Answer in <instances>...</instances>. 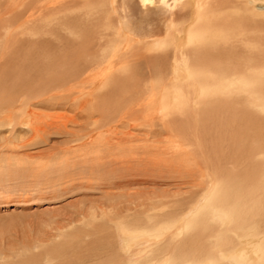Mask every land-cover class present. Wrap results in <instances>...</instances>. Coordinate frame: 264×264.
<instances>
[{
  "label": "bare ground",
  "instance_id": "bare-ground-1",
  "mask_svg": "<svg viewBox=\"0 0 264 264\" xmlns=\"http://www.w3.org/2000/svg\"><path fill=\"white\" fill-rule=\"evenodd\" d=\"M260 2L31 0L28 50L53 68L0 97V180L84 196L68 239L5 264H264Z\"/></svg>",
  "mask_w": 264,
  "mask_h": 264
},
{
  "label": "rangeland",
  "instance_id": "rangeland-1",
  "mask_svg": "<svg viewBox=\"0 0 264 264\" xmlns=\"http://www.w3.org/2000/svg\"><path fill=\"white\" fill-rule=\"evenodd\" d=\"M198 1L205 0H187V8L193 10V4H196ZM30 3L31 0H0V31H3V24V26L6 27V30L2 32L3 37L0 36V97H3L2 100H4L6 96L12 94L13 87L16 84H18L17 86L22 83L25 85L28 81L27 83H31V86H33V82L37 81L36 79L43 78V73H45V71L47 73V68L49 66L53 68V64L50 61L49 66L44 65L46 59L43 54H37V51H35L37 47L32 46L33 48L29 49L30 52L28 50L26 43V39L28 40V38L25 35V28L27 26L24 24L25 19L23 13ZM5 11L8 13L6 17L4 16ZM255 13H257L256 15L258 19L264 20V2L256 4L254 14ZM193 17L194 16H192L191 13L187 12V18ZM6 18H8L9 24L4 23ZM36 39L39 40V38L36 37L33 41ZM51 48H54V45H52ZM51 51L52 56H55L54 51L52 49ZM37 70H40V72ZM39 73L42 74L40 78H38ZM44 110L45 109H42L41 111ZM64 117L65 118L59 119L60 123H64L67 120L68 115H65ZM62 138L63 137L59 134H53L49 145H55L54 143L60 144L61 142L59 143V140L62 142L64 140ZM21 141H19V143L17 141L15 144H20ZM49 145H45V147H42L44 144L42 146L38 145L31 148V151L46 149ZM39 147L41 149H39ZM6 155L8 154H3L2 160H4ZM5 172L7 176L0 180V250L5 249L4 251L9 254L12 251L17 250L22 252L28 248V246H38L39 241L43 238L42 236L44 234H48L50 239L48 240L47 243L49 244L47 245H50L54 236L61 232L64 233L63 236H61L62 240L68 239L78 225V220L75 222L76 220H73L72 217L75 216L73 214H75V208H77L75 206L77 202L79 199L83 200L82 196H84V190L81 192L79 191L81 195L79 192H73L68 196L55 198L52 197L53 195L51 194L50 189H44L42 192L41 182L39 181L34 184L35 181L31 178L28 179V177L19 169L18 171L13 169L12 172ZM44 175L45 173L41 177V180L46 178L48 174L46 176ZM92 191L86 192L93 193L94 191ZM95 192L96 194L91 196L101 195L100 191ZM75 218L77 219V217ZM69 222H71L72 226H70L71 224H69ZM53 233H55V235L52 236ZM120 234L123 239V233L121 232ZM121 247H123L122 243ZM24 254L26 253H20L18 257H21ZM126 257L129 259L128 256ZM14 260L18 259L15 257ZM105 260L106 259H104V261ZM129 261L131 264L136 263L133 259H129ZM0 264H5L2 258H0Z\"/></svg>",
  "mask_w": 264,
  "mask_h": 264
}]
</instances>
